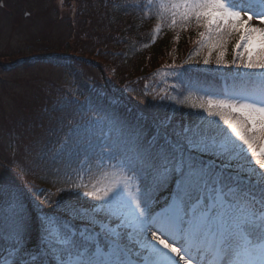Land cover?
Listing matches in <instances>:
<instances>
[{
    "label": "snow or ice",
    "instance_id": "obj_1",
    "mask_svg": "<svg viewBox=\"0 0 264 264\" xmlns=\"http://www.w3.org/2000/svg\"><path fill=\"white\" fill-rule=\"evenodd\" d=\"M128 7L155 8L172 27L202 28L197 43L209 48L203 64L218 51L223 86L175 71L174 90L199 93V102L186 105L172 98L196 112L187 124L172 113L129 123L114 111L90 107L86 121L74 112L52 159L66 169L57 195L73 192L78 199L53 200L16 160L22 185L0 180V264H264V0H148ZM83 126L99 135L82 140ZM169 187L157 209V194ZM30 209L40 229L31 246Z\"/></svg>",
    "mask_w": 264,
    "mask_h": 264
},
{
    "label": "trees",
    "instance_id": "obj_2",
    "mask_svg": "<svg viewBox=\"0 0 264 264\" xmlns=\"http://www.w3.org/2000/svg\"><path fill=\"white\" fill-rule=\"evenodd\" d=\"M38 3L43 2L39 0ZM141 3L147 5L148 0H48L45 3V17L48 14L57 16L49 24L55 27L62 21H67L69 32L66 38L49 43L50 47L44 49L40 56L45 59L42 61L49 65L74 74L78 95H76L77 97L72 94L63 96L61 92L58 95H49L47 87L45 89V112L41 111V108L39 122L37 118H30V115L27 114L30 123L37 128H34L33 134H31L33 128H30L28 132H19L15 135L22 136L24 139L23 147L15 153L16 160H24L32 169L27 180L33 182L37 188L57 191L65 186L64 161H54L52 155L56 148V141L63 132L67 131L65 125L69 120H73L74 112L82 114L86 121L90 107L114 111L122 120L136 123L142 116L141 114L152 117L159 112L152 108L155 105L154 101L150 105H143L146 107L145 111L138 108L134 102L128 101L126 93L133 94L138 92L139 88L131 86L132 83L127 82L137 78L139 83H142L155 76L156 73L166 75L170 71L164 70L167 65L191 68L201 66L206 70H212V72L215 70L214 67H217L218 51H213L212 63L209 65L203 64V60L208 56V47H201L198 51L199 55H195L192 51L194 47L191 46V41L195 33L200 30L195 24L187 28L167 26L155 43H151V29L161 16L155 8L145 7L143 11H140L139 8L128 7ZM41 16L44 17V13ZM163 19L166 17L164 16ZM176 36H178L177 41ZM234 39L235 37H232L228 44H231ZM228 44L225 60L230 62L233 58V49L229 48ZM13 59H15L13 62L16 63L19 57L15 56ZM189 59H191V63H188ZM9 65L11 64L0 63V68L4 69ZM112 67L116 69L115 79L120 93L112 92L109 82L106 79L104 81L108 96L112 93L115 102L103 97L96 86L90 87L81 75V69L93 68L104 78L105 75L107 76L108 70L112 72ZM176 70L178 69L171 70L172 76L168 74L165 80L159 82L160 88L165 89L168 99L162 100L156 105H166L165 115L172 111L175 122L196 121L197 115L194 110L171 102L173 97L183 100L185 105L199 102L195 93L186 95L184 89H181L180 92L173 89L172 86L177 83L178 79L175 74ZM226 70L229 69L223 71L227 72ZM187 73H189L188 70L185 76L188 75ZM187 78L183 77V79ZM52 88L56 89L57 85L53 84ZM65 97L71 101L70 105L65 106L58 103ZM137 100L139 101L138 98ZM160 110L163 111L162 108ZM79 119L81 121V115L76 114L75 120L79 121ZM214 119L218 120V118ZM81 122L83 123V121ZM151 131L149 127V135H151ZM94 135H99V132L94 133L93 129L86 126L79 129V137L82 140ZM42 155H46L47 158L41 159ZM15 161L12 160L8 166L15 169L14 174L18 180H14L19 181V185H22L23 179L16 175ZM57 167L60 168L59 173L56 172ZM30 211H32V227L29 236L31 246L37 243L38 228L35 210L30 209Z\"/></svg>",
    "mask_w": 264,
    "mask_h": 264
},
{
    "label": "rangeland",
    "instance_id": "obj_3",
    "mask_svg": "<svg viewBox=\"0 0 264 264\" xmlns=\"http://www.w3.org/2000/svg\"><path fill=\"white\" fill-rule=\"evenodd\" d=\"M38 1L31 0L26 4L25 0H4L5 5L3 3L0 8V63H12L15 60L13 59L15 55H18L19 58L37 56L41 51L50 47L49 43L58 42L61 38L64 39L68 35L67 21H62L59 25L53 27L49 23L56 19L57 16L48 14L45 17V3L48 0L46 2L42 0L43 3L41 4ZM30 13L33 19L30 18ZM43 13L44 17L41 16ZM256 23L258 24V21ZM200 31H203V29L200 28L191 41L194 53L201 49V45L197 43L201 39L198 34ZM233 37H235L234 41L228 44L231 49H234L238 40V37ZM177 38L178 36L175 37L176 41ZM112 70L116 69L112 67ZM110 74L111 71L108 70L107 76ZM83 77L87 81L95 79L98 82L102 76L97 70L91 68L84 70ZM71 78V74L53 65H35L30 67L28 63L11 72H5L0 69V180L14 185L20 184L19 181L14 180H18L14 174L15 169L7 166L10 165L9 163L12 160L15 161L17 159V156L11 155V153L13 154L12 151L18 147L17 143L16 145H11L12 138H14V124L20 119L29 120L32 117L37 118L39 122L41 111L43 110L41 104L45 102V89L49 88V95H58L64 89V84L72 82ZM113 79L112 75L111 80ZM53 84H57L56 89L52 88ZM98 87L105 90L101 85H98ZM143 105L148 104L143 101ZM27 114L30 115V118ZM26 130L28 131L27 127ZM1 160L4 163H1ZM51 193H53V200L64 199L76 202L78 199L77 193L73 195H66L60 192L59 195H57V192ZM41 198L43 199V197ZM79 202L81 204L84 203L82 199ZM44 211L53 213L55 209L54 207H46Z\"/></svg>",
    "mask_w": 264,
    "mask_h": 264
}]
</instances>
